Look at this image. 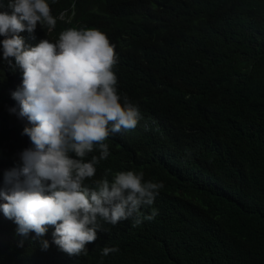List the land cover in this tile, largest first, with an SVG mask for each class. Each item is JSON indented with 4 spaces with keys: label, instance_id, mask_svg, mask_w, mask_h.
<instances>
[{
    "label": "trees",
    "instance_id": "obj_1",
    "mask_svg": "<svg viewBox=\"0 0 264 264\" xmlns=\"http://www.w3.org/2000/svg\"><path fill=\"white\" fill-rule=\"evenodd\" d=\"M47 2L56 27L25 30V44L56 41L68 28L103 32L117 55L118 93L141 115L109 136L110 154L85 184L132 170L163 188L141 209H156L154 219L105 222L79 256L52 244V226L42 238L21 236L0 210V264H264V0ZM21 86L22 69L0 51V188L32 147L11 96ZM93 156L98 146L84 159ZM104 247L119 251L102 257Z\"/></svg>",
    "mask_w": 264,
    "mask_h": 264
},
{
    "label": "clouds",
    "instance_id": "obj_2",
    "mask_svg": "<svg viewBox=\"0 0 264 264\" xmlns=\"http://www.w3.org/2000/svg\"><path fill=\"white\" fill-rule=\"evenodd\" d=\"M8 8L0 11V51L9 66L22 69V86L11 93L19 111H9L31 125L22 134L32 147L20 153L17 167L5 171L0 210L19 235L33 232L42 238L52 226V244L60 251L86 255L87 246L106 231L105 222L116 225L133 218L139 225L154 219L156 209L149 215L141 209L153 205L163 183L127 170L111 180L106 174L94 187L85 184L109 156V136L134 129L141 119L138 107L118 93L114 46L94 28H68L56 41L26 45L20 33L31 34L38 24L54 29L57 18L47 0H10ZM94 146L99 156L86 161ZM40 243L42 251L50 247L48 240ZM118 251L104 247L101 255Z\"/></svg>",
    "mask_w": 264,
    "mask_h": 264
}]
</instances>
